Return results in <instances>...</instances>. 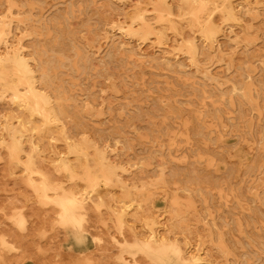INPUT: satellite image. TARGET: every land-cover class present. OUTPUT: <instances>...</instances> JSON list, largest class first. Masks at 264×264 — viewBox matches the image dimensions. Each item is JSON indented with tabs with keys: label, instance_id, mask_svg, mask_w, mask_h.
I'll use <instances>...</instances> for the list:
<instances>
[{
	"label": "rangeland",
	"instance_id": "rangeland-1",
	"mask_svg": "<svg viewBox=\"0 0 264 264\" xmlns=\"http://www.w3.org/2000/svg\"><path fill=\"white\" fill-rule=\"evenodd\" d=\"M4 41L53 120L13 144L0 73V264H264V0H0Z\"/></svg>",
	"mask_w": 264,
	"mask_h": 264
},
{
	"label": "bare ground",
	"instance_id": "bare-ground-1",
	"mask_svg": "<svg viewBox=\"0 0 264 264\" xmlns=\"http://www.w3.org/2000/svg\"><path fill=\"white\" fill-rule=\"evenodd\" d=\"M179 3H182L184 1H187V0H177ZM201 1H204V0H201ZM89 2V1H88ZM78 3V2H77ZM173 3V2H172ZM235 3V2H234ZM233 3V4H234ZM175 4V3H174ZM242 5V4H241ZM83 6V4H82ZM235 7H233L232 5H228V6H225V9L227 11L228 14L232 15V10L234 9ZM237 8V7H236ZM150 9V8H149ZM174 9V7H173ZM239 9V8H238ZM27 10V9H26ZM251 11V10H250ZM186 12V11H185ZM19 13V12H18ZM180 13V11H179ZM238 13V12H237ZM239 14V13H238ZM178 15V14H177ZM62 16V15H61ZM85 16V15H84ZM166 16V15H165ZM85 18V17H84ZM149 18V17H148ZM203 18V17H202ZM139 19H142V15L139 16ZM220 19V18H219ZM120 20V19H119ZM118 20V21H119ZM174 20V19H173ZM206 21V20H205ZM133 22V21H131ZM197 23V22H196ZM202 23V21H201ZM248 23V22H247ZM112 24V23H111ZM101 25V24H100ZM142 27L144 28H149V25L145 22L142 23ZM156 28V27H155ZM120 32V34L124 37H126L127 35H129V33L131 34V29L129 30H124V27L123 26H119L117 28ZM210 31H211V38H214V32H213V29L212 28H208ZM110 34V33H109ZM118 34V32H117ZM237 34V33H236ZM158 35V34H157ZM121 36V37H122ZM52 37V35H51ZM95 39V38H94ZM202 39V38H201ZM5 40V39H4ZM124 40V39H123ZM154 41V40H152ZM178 41V40H177ZM203 41V40H202ZM181 42V41H179ZM177 42V43H179ZM221 42V41H220ZM225 42V41H224ZM10 43V42H9ZM137 43V42H136ZM103 44V43H102ZM117 46L116 48H120L123 46V43L122 41H118L117 43ZM165 44V43H164ZM170 44V43H169ZM205 44V43H204ZM4 49L0 50V73L3 72V70L7 69V68H10L12 69L13 71H17L19 73V75L15 78V79H11L10 80V83H14V88L11 86L10 89H12L11 91V96H12V103H14L16 105V108L20 111V115L16 116V119L14 121H11L10 119H6L7 116H9L10 114L6 115L4 119L5 122L3 124V129H4V134L7 138L11 139L13 144H18L19 141H15V139H25L27 140V142H29V148L30 150H33V149H36L37 147V143L35 142V139H34V133L37 131V128L40 125L42 124H46V123H49L50 121H52V116L50 115V111H49V103L47 101L46 98H44L42 95H40L38 92L35 91V88L33 85H31V82L29 81L30 79V68L24 58V54H22V52H19V51H16L14 49H11L8 45L5 44V41H4ZM97 45V44H96ZM95 45V46H96ZM15 46V45H14ZM24 47V46H22ZM124 47V46H123ZM122 47V48H123ZM206 47V46H205ZM233 48V47H232ZM143 50V49H142ZM141 50V51H142ZM216 51V50H215ZM259 51V50H258ZM27 52V51H26ZM132 52V51H131ZM203 52H206L203 50ZM133 54L136 55V53L132 52ZM151 53V52H150ZM257 54V53H256ZM170 55V54H169ZM256 56V55H255ZM86 57V56H85ZM248 57V56H247ZM160 58H166L165 55H160ZM176 58V57H175ZM134 60V59H133ZM163 60V59H162ZM207 61V60H206ZM209 61V59H208ZM171 62V61H170ZM210 62V61H209ZM48 63V62H47ZM88 63V62H87ZM145 63V62H144ZM205 63V61L203 62ZM152 64V63H151ZM164 64H170V65H174V64H177L176 63H169V60L166 59V61L164 62ZM139 65V64H137ZM143 67V66H142ZM258 68V67H257ZM143 68H141L142 70ZM211 71V69H209ZM225 70H223L224 72ZM153 73V72H152ZM136 75V74H135ZM204 75V73H203ZM169 77V76H168ZM46 78V77H45ZM139 78V77H138ZM263 78V77H262ZM261 78V79H262ZM207 79V78H206ZM24 82L26 83V86L24 87L25 88V91L22 92L21 89L18 88V85L21 83V82ZM195 82V81H194ZM177 84V83H176ZM9 85V84H7ZM258 85V84H257ZM254 91V90H253ZM175 92V91H174ZM184 92V91H183ZM206 92V91H205ZM26 93V94H24ZM171 93V91H170ZM208 95V94H207ZM7 98V97H6ZM234 98V97H233ZM215 99V98H214ZM209 100V99H208ZM261 101V100H260ZM259 101V103H260ZM206 103V102H205ZM236 103V102H235ZM62 105V104H60ZM192 105V104H191ZM239 106V105H238ZM260 106V105H259ZM14 108V107H13ZM238 108V107H237ZM41 111L42 114L40 115L41 118H38V119H34L33 116V112L34 111ZM48 110V111H46ZM166 110V109H165ZM18 111V112H19ZM232 111V110H231ZM12 112V111H11ZM239 112V111H238ZM237 112V113H238ZM236 113V112H235ZM236 113V115H237ZM1 114V113H0ZM240 114V113H239ZM23 116L25 118H23ZM263 116V115H262ZM52 119V120H51ZM238 119V118H236ZM262 119V118H261ZM36 120V121H35ZM210 120V119H209ZM85 121V120H84ZM224 121V120H223ZM38 122V124H37ZM261 122V121H260ZM227 123V122H226ZM236 124V123H235ZM263 125V124H261ZM123 126V125H122ZM244 127V126H243ZM29 130L30 132V135L31 136H28L26 137L25 136V132ZM102 130V129H101ZM254 131V130H253ZM85 132V131H84ZM2 133V132H1ZM110 133V132H109ZM83 134V133H82ZM68 135V134H67ZM1 136V134H0ZM88 136V135H87ZM168 136V135H167ZM243 138V136H242ZM247 138V137H246ZM248 139V138H247ZM1 142V141H0ZM73 142V141H71ZM257 143V141H256ZM73 144V143H72ZM75 144V143H74ZM78 144V142L76 143ZM172 144V143H171ZM109 145V144H108ZM108 145H104L103 148H106L105 146H108ZM79 146V144H78ZM196 146V145H195ZM81 147V146H80ZM100 147V146H99ZM110 146H108L109 148ZM106 148V149H108ZM186 148V147H185ZM255 148V147H254ZM115 149V148H114ZM209 149V148H208ZM110 150V149H109ZM185 150V149H184ZM85 151V150H84ZM104 151V150H103ZM115 151V150H114ZM118 152V151H117ZM201 152V151H200ZM188 157V155H187ZM253 157V156H252ZM92 158V156H91ZM97 157H95L94 160H96ZM218 158V156H217ZM220 158V157H219ZM222 159V158H221ZM23 160V159H22ZM98 160V159H97ZM225 160V158H224ZM222 161V160H221ZM94 162V161H93ZM97 162V161H96ZM229 162V161H228ZM55 163V162H54ZM95 163V162H94ZM226 163V162H225ZM70 164V163H69ZM235 164V163H234ZM236 165V164H235ZM99 166V165H98ZM183 166V165H182ZM170 168V167H169ZM230 168V167H229ZM228 168V169H229ZM236 169V168H235ZM90 170V169H89ZM190 171V170H189ZM231 171V170H230ZM229 172V171H228ZM260 172V171H259ZM231 174V173H230ZM233 174V173H232ZM231 174V175H232ZM257 175H259L257 173ZM241 176V175H240ZM48 177V176H47ZM35 178V177H34ZM160 179V178H159ZM201 179V178H199ZM246 179V178H245ZM114 180V179H113ZM50 182V180H49ZM114 182V181H113ZM196 182V181H195ZM254 183V182H253ZM132 185V184H131ZM73 188V187H72ZM248 188V187H247ZM65 189V188H64ZM40 191H41V194L43 197L47 198L48 200L50 201H53L55 203H58L59 205L61 204V202H59L57 200V195L55 194V192H49L48 190H46V188L43 186V188H40ZM66 191V190H65ZM79 193V192H77ZM75 194V193H74ZM81 194V193H80ZM260 197V196H259ZM261 198V197H260ZM259 198V199H260ZM79 200V198H77ZM81 199V198H80ZM96 201V200H95ZM255 201V200H254ZM261 201V200H260ZM130 205V204H129ZM124 207H128L127 204H124V205H121L120 207L123 208ZM57 214V213H56ZM82 214V213H81ZM257 215V214H256ZM58 219V218H57ZM255 221V220H254ZM260 229V228H259ZM215 234V233H214ZM149 238H151L153 240V238L156 236V231H150L149 233ZM264 239V238H263ZM197 257V255H195ZM236 260V259H234ZM257 262V261H256ZM262 262V261H261Z\"/></svg>",
	"mask_w": 264,
	"mask_h": 264
}]
</instances>
